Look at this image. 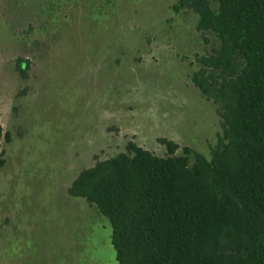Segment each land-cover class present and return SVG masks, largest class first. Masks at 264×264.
I'll return each instance as SVG.
<instances>
[{
    "label": "rangeland",
    "instance_id": "374dc122",
    "mask_svg": "<svg viewBox=\"0 0 264 264\" xmlns=\"http://www.w3.org/2000/svg\"><path fill=\"white\" fill-rule=\"evenodd\" d=\"M180 1L0 0V264H117L80 172L165 139L211 159L222 119L192 76L220 40Z\"/></svg>",
    "mask_w": 264,
    "mask_h": 264
},
{
    "label": "trees",
    "instance_id": "16d2710c",
    "mask_svg": "<svg viewBox=\"0 0 264 264\" xmlns=\"http://www.w3.org/2000/svg\"><path fill=\"white\" fill-rule=\"evenodd\" d=\"M184 8L220 40L192 76L222 119L211 159L189 147L177 155L166 139L165 157L130 143L80 172L69 194L109 220L117 264H264V0L174 6ZM3 139L0 122V170Z\"/></svg>",
    "mask_w": 264,
    "mask_h": 264
}]
</instances>
